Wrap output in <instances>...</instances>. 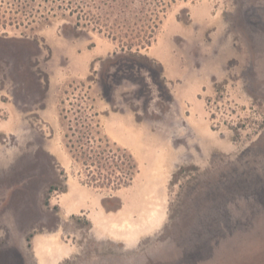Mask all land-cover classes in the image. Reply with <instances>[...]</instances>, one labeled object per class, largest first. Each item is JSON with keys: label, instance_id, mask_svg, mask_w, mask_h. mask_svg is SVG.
<instances>
[{"label": "rangeland", "instance_id": "1", "mask_svg": "<svg viewBox=\"0 0 264 264\" xmlns=\"http://www.w3.org/2000/svg\"><path fill=\"white\" fill-rule=\"evenodd\" d=\"M123 4L121 24L157 27L110 103L88 77L127 48L124 27L113 40L105 26ZM77 104L134 156L129 185L81 182L64 145ZM0 148V264H35L37 230L86 237L84 218L59 215L67 180L111 208L124 200L113 222L128 245L144 234L142 248L184 246L180 264H264V0H0Z\"/></svg>", "mask_w": 264, "mask_h": 264}, {"label": "crops", "instance_id": "2", "mask_svg": "<svg viewBox=\"0 0 264 264\" xmlns=\"http://www.w3.org/2000/svg\"><path fill=\"white\" fill-rule=\"evenodd\" d=\"M149 47L140 51L148 55ZM165 181L163 179L162 183L165 184ZM65 186V190L55 197L59 215L63 224L72 218H84L87 221L83 232L86 237L82 241L68 240L62 236L67 233L63 226L57 227L54 232H32L30 244L35 264H145L152 259L180 264L189 258L184 246L180 249L178 245L164 244L142 248L139 240L144 234H140L139 239L135 237L134 243L128 245L125 241L128 232H121L119 224L113 222L125 209L124 200L119 209L106 211L100 199L86 197L89 188L81 182L67 180ZM148 192L146 188L139 194L140 198L147 196ZM109 218L112 219L111 225H107ZM77 231H82V228L73 227L70 232ZM192 252L195 253L194 250Z\"/></svg>", "mask_w": 264, "mask_h": 264}, {"label": "trees", "instance_id": "3", "mask_svg": "<svg viewBox=\"0 0 264 264\" xmlns=\"http://www.w3.org/2000/svg\"><path fill=\"white\" fill-rule=\"evenodd\" d=\"M125 8L124 4L122 8L111 5L108 12L111 24L105 26L107 27V35L113 40L118 39L115 30L118 32L119 28L124 27L125 36L128 37L127 48L122 45L119 51H114L113 55L106 59L114 70L112 73L97 72L94 76L88 77L89 80L98 83L100 94L110 103L111 100L107 98V95L113 94L116 77L118 76L117 72H122L131 77H139V70L143 68L141 66L142 61L147 59V55L142 53L140 48L151 45L157 27L156 24H153L147 26L146 29L138 30L133 26L121 24V22L124 23L121 14H123ZM77 23H79V20ZM96 24L98 25L97 22ZM95 29L99 32L102 31L100 26ZM133 46L136 47L134 50L132 49ZM161 82L165 85L163 79H161ZM77 106L78 108L75 111L80 112V114L76 115L73 118V123L68 125L69 132L64 134V145L74 161L80 164L84 178L81 182L87 186L111 190L129 185L138 172V163L134 156L126 148L121 147L115 141H111L103 134L99 121L91 120L89 116L82 114L81 107L78 104ZM94 115H97V113L93 112L90 116ZM65 187L61 188L60 191H64ZM49 188L51 190L53 187L50 186ZM101 203L107 210H116L121 206L119 202L111 208L106 205L105 199H102Z\"/></svg>", "mask_w": 264, "mask_h": 264}]
</instances>
